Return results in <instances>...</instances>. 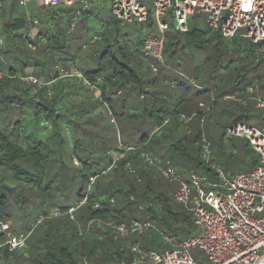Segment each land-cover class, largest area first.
Instances as JSON below:
<instances>
[{
  "label": "trees",
  "instance_id": "1",
  "mask_svg": "<svg viewBox=\"0 0 264 264\" xmlns=\"http://www.w3.org/2000/svg\"><path fill=\"white\" fill-rule=\"evenodd\" d=\"M11 1L4 0L2 4H10ZM77 3L78 1L71 6L58 5L53 8L40 6L41 14L47 17L45 22L50 19L54 21L53 25L49 24L39 29L35 39L22 38L21 34L14 35L15 38L19 37L22 40L23 52L26 54V59L22 62L24 67L20 72L13 66L6 70L0 66V71L7 74L0 80L2 108L13 107L18 111L22 106L28 108L35 106L33 113L35 119L50 120V112L66 87L65 84H60L54 90L53 96L49 87L60 80L77 78L83 84L84 80L87 81V85L99 93L98 97L106 104L111 119H114L115 124H119V140H115V146L110 138L100 136V148L103 153L100 157L92 158L88 155L84 159L76 158L79 166L73 164L78 168L71 177L69 176L70 183L76 186V189L70 187L72 190H68L65 201L53 202L50 196L44 200L48 201L50 208L55 207L66 213L70 207L75 206L86 196V203L75 210L76 218L81 223L91 219L112 220L126 224L132 220L150 221L157 231L177 241L197 234L192 213L173 199L175 184L163 180L155 168L148 167L141 160L140 153L146 151L153 155L161 154L182 174L192 172L218 181L217 173L200 157L203 136V125L200 121L204 119L205 125L210 119L218 118L219 121L228 119V124L221 123V134L214 140L213 146L206 135L213 155L211 162L219 154L236 150L233 139L226 135L227 129L236 124L250 127L241 123L243 119L256 117L260 130L264 131V107H257L256 101L250 98L249 94L251 91L256 92L258 99L264 102V51L259 44L252 43L248 39L237 37L225 39L209 28L200 30L188 26V30L184 33L174 31L169 36L164 33L162 58L165 62L160 64L162 66L172 64L179 69L182 66L181 62L184 63L183 57L186 56L181 53L184 48L192 51L191 55L194 52L208 51V56L203 62L192 66L188 71L193 78L195 84L193 85L187 80L176 77L173 80L171 75L162 76L159 69L153 72L149 61L141 51L145 38L132 40L123 36L119 32V26L125 25H121L114 18L115 20L108 22L105 30L98 34L99 37L101 36L100 40L92 37L95 38L94 41L98 46L87 50V56L94 64L90 65L83 59L82 62H75L76 55L69 52L70 45L67 43L66 33L58 28L56 20L63 12L74 11L68 9L64 11L65 7L74 9ZM1 16L5 17L6 12L3 11ZM34 21H29V24L33 25ZM139 24L149 25L148 20ZM26 27L23 19L15 18L9 21L6 30L25 29L26 31L29 29ZM88 42L89 40L84 42L85 45H88ZM3 46L4 41L0 51ZM83 46L81 44L77 52L82 51ZM12 48L14 49L15 46L8 48L9 53H12ZM30 48L37 52L30 55L32 53ZM60 53H63L62 56H67V59L62 58ZM142 60L148 63L146 71L142 69ZM73 64L78 66L76 71L82 78L61 77L60 71H71L70 65ZM26 65L32 68L27 71ZM147 74H149L148 78H143ZM27 76L41 78L45 82H50V85L32 94L29 85L18 79ZM179 77L182 76L178 75ZM167 79L174 82V89L169 93L171 98H175L173 102H168L161 94V87L156 88L159 80ZM192 89L194 92H191ZM163 92L168 90L163 89ZM187 94L189 97H184ZM190 100L195 101L194 111L189 109ZM200 101L208 106L204 114L198 106ZM27 102L29 104H26ZM13 103L19 109L12 106ZM127 105L138 109L139 113L128 114L129 112L125 111ZM2 108H0L1 112ZM192 112L195 116L188 121L189 123L180 119L185 116L184 114L191 116ZM121 117L123 119L119 121ZM131 118H135L136 124L130 120ZM4 120L6 121L4 123L7 126L11 125L12 128L9 130L6 128L4 131L7 130V133L0 131V166L9 167L11 176L26 184L24 187H28V183L33 185L29 186L31 190L39 187L43 180V155L34 147L23 146L17 140L22 128L21 120L13 123L5 117ZM182 126L185 129H180ZM45 128L48 129L46 126ZM241 140L244 141L242 149L249 159V171H251L257 167L259 156L246 138L242 137ZM37 143L42 144V142ZM128 147L133 149L127 150ZM112 151L119 155L114 166H111L114 160L111 156ZM161 156L159 157L162 158ZM46 168L50 169V165ZM159 177L162 180H159ZM48 178L50 173L47 174ZM91 178H94L92 183ZM11 191L15 192L13 189ZM35 197L38 199L37 196ZM5 198L6 196H2L3 200H0V223L6 221L4 216H8L4 212ZM33 200L35 202L34 198ZM70 200L73 201L72 204L69 203ZM95 203H98L97 208L94 207ZM62 218L71 222L66 216L45 218L34 228H40L39 233L36 234L38 237H34V242L39 243V246H33L31 238L34 234L28 232L26 249L7 253L0 248V261L3 259L9 261L17 252L21 253L18 258H24L33 264H78L76 260H89L93 264H105L107 261L111 264H119L129 258V246L138 242L137 237L144 236V234L134 235L123 240H113L108 236L105 228L94 224L95 227L89 235L78 239L76 225L74 224V231L70 235L67 226L59 221ZM11 228L9 226V229ZM4 235L6 237V233L0 232V239H3ZM29 241L32 244L31 248Z\"/></svg>",
  "mask_w": 264,
  "mask_h": 264
},
{
  "label": "rangeland",
  "instance_id": "2",
  "mask_svg": "<svg viewBox=\"0 0 264 264\" xmlns=\"http://www.w3.org/2000/svg\"><path fill=\"white\" fill-rule=\"evenodd\" d=\"M142 1L145 2L147 6V10L149 13V25L142 26L140 24L132 23L126 24L125 26H119V32L123 36H127L128 39L139 40L144 39L148 36H158L159 34L154 13L155 9L153 0ZM85 2L87 3V5L85 4ZM1 5L2 9H0V37L4 41V46L0 51V66L3 70H6L7 68L13 66L18 72H20L21 68L24 67L22 62L25 61L26 54L25 52H23L24 45L22 40L19 37L15 38L14 35L21 34L22 38L26 37L25 39H27L28 37V39H35L38 35L39 29L49 24L50 26H52L54 21L48 19L45 22V19L47 17L41 14L42 10L38 3V0H28L25 4H22L20 0H12L10 4L1 3ZM66 9L74 11L63 12L61 15H59V19L56 20V22L58 23V28L62 29L66 33L65 37L67 39V43L70 45L69 52L76 55L75 62H82L83 59L86 62H89L90 65H92L94 64V62L87 56V50H90L91 48L93 49L94 47L98 46L96 45V41H94L95 38L92 37H96L98 40H100L101 36H98L100 31H102L103 29L105 30V25L108 22L115 20L110 11V0H78V3L74 6V9L65 7L64 11H66ZM3 11L6 12L5 17L1 16ZM15 18L23 19L25 25L27 26L26 28L29 29L26 31L25 29H19L17 31L6 30V25L11 19ZM31 20H35L33 25L29 24V21ZM163 20L168 25V29L165 31V35L169 36L173 34L175 31L174 22L172 16L170 15V12L167 13V16ZM188 26L195 27L200 30H206L208 28L207 15L200 11H195L194 14L189 17ZM243 32L245 31H239V33ZM87 40H89L88 45H85L84 42H86ZM81 44H83L85 47L83 46L82 51L79 50L80 52H77ZM12 46H15V48H12V53H9L8 48H11ZM31 51L32 53H30V55H34V53L37 52V50L33 49H31ZM191 52L192 51H189L188 48L183 49L181 53H184L187 56L183 57L184 63L186 62L187 64L182 63V61L180 64L182 66H180L179 69L172 64H168L166 67L160 65L164 64V59L162 63L156 62L155 60L149 58H147L146 60L149 61V65L150 63L154 64L157 69L161 71L162 76L166 77L168 75H171V79L173 80L176 77L177 79L185 81L187 80L190 82L193 78L188 71L192 66L201 64L203 60L208 56L207 50L194 52L192 55ZM62 55L63 53H60V56ZM62 58L67 59V56H62ZM142 61V69L143 71H146L148 63L145 62V60ZM70 66L72 68L71 70H78V66H76L75 64ZM25 68L28 71L32 68V66L29 67L28 65H26ZM3 73L6 74V72ZM178 75L182 77L178 78ZM148 76L149 74L144 75L143 78H148ZM1 79L2 77H0V80ZM38 79H40L42 82H45V80L41 78ZM171 79H167L165 81L159 80V83L156 87L162 88L161 94L167 99L168 102H173L175 100V98H171V94H169L171 89H174V82H172ZM80 81L81 80L77 78H69L60 80L58 83H55L53 86L49 87L52 96L54 95V90H56L60 86V84H65L66 87L60 94L56 104H54L52 112H50V120L35 119V116L33 114L35 106L33 108L22 106L19 109V107L15 103H13L12 106H16L19 109L18 111H16L13 107L8 109H5L4 107L2 108L0 104V108H2V112L0 111V131L5 132L4 130L6 128L7 130L12 128L11 125L7 126L6 123H4L6 122L4 120V117L7 120H12V123L21 120L20 123L22 125V128L19 132V137L17 140L21 142L23 146L34 147V149H37L44 158L43 180L39 184V187H35L32 190L29 188L32 183H28V187H24L26 184L14 179L11 176V170L9 167L2 165L0 166V200H3L2 196H6L4 212L8 214V216H4L6 221L2 222L10 225V228H12L9 229L8 232L15 235L33 232L34 236L31 238L33 246H39V243L36 244L34 242V237H38L36 236V234L39 233L40 228H34H36L40 221L45 218L50 219L57 218L59 216H66L70 219V216L65 215L66 213H63L58 208H50L48 205V201L44 199H47L50 196V199H52L53 202H64L66 199L65 197L68 194V190L70 191L72 189H76V186H73L69 180L73 173L77 171L78 167L75 166H79V162L76 158L84 159V157H87L88 155L92 158L93 156L95 158L100 157L103 154L100 148V136L110 138L114 142V146L116 145L115 140H119V124H115L116 122H113L114 119H111V114L107 112L108 110L106 104L103 103L98 97L99 93L95 89L88 86L84 81L83 82L85 85ZM163 89L168 90V92H163ZM191 92H194V89H192ZM255 93L256 92L251 91L249 93L250 98H253V100L256 101L255 103L257 107H262L261 103L264 102L260 101ZM142 96L143 95H141L140 98H142ZM184 97H189V94L185 95ZM13 101L15 102L16 100ZM202 102L203 101H200V103H198V106L202 109V112L204 111V114L208 106L206 103ZM189 103V109H192V111H194L193 107L195 101L190 100ZM26 104L29 103L27 102ZM125 111H128V114L139 113L138 109L131 107V105H127ZM184 115L185 117H188L186 114ZM122 119L123 118L121 117L119 121H121ZM180 119L183 120V118ZM130 120L133 123L136 122L135 118H131ZM227 120L228 119L222 121L220 119L219 121L218 118H214L206 122L205 125L204 119L203 121H200L201 125H203L202 134L208 143L209 149L210 143L206 139V135L213 146L214 140L217 139L221 134V123L222 125L226 124L228 122ZM241 123L250 127L260 129L258 125V119L256 117H248L246 119H243ZM48 124L50 125V129L45 128V126L47 127ZM180 129L183 130L185 128L182 126V128ZM7 130L5 133H7ZM226 135L227 137L229 136L233 139L232 142L236 144V150H234V152H226L225 154L221 155L219 154V156L214 157L215 160L212 162L211 159L213 160V155L211 153L208 165L213 166V170L215 172L216 169H218L224 176H229L230 174L232 175L236 173H248L250 170L249 159L246 157L242 149V145L244 143V141L241 140L242 137L232 136L231 134H229V132H227ZM37 142H42V144H39ZM111 156L114 159L112 161V164L114 166L116 164V161L118 160L117 157H119V155L116 154L115 151H112ZM158 156H161V154H159ZM162 158L165 159V157ZM75 161L77 162V164L75 163ZM47 165H50V169L46 168ZM151 168H155V170L159 172L156 167ZM48 173H50V178L47 179ZM182 175L186 177L188 174ZM161 177H159V180H162ZM205 178L211 182V186L208 188H202L204 192L212 189L223 191L222 187H220L219 185L220 179L218 175V181L213 179L212 177L205 176ZM70 187H72V189H70ZM12 189L15 190L14 193L11 191ZM174 193L175 189L173 190L172 195H174ZM35 196H37L38 199H36ZM33 198L35 199V202ZM69 203L72 204L73 201L70 200ZM58 213L60 214L56 216L55 214ZM76 214L77 212L73 213V216L75 217L74 220L70 219L71 222H68L63 218L59 221L67 226L68 230L70 231V235L71 233H73L74 227L76 225L77 238L83 239L90 233L81 238L78 235V228L81 227V229H84L87 221L81 223L77 220ZM95 224H97L98 227H103L98 223ZM94 227L95 225H93V228ZM90 232H92V230ZM163 234L164 233L161 231L151 229L146 234H144V236L137 237V243H139L145 249L154 250L157 252L172 250L174 247H171L164 242ZM5 238L6 237L4 235V238L0 239V243L3 242ZM31 241H29L30 248L32 247V244H30ZM181 241L182 240L178 242ZM188 253L190 257L198 264H211L209 257L199 247L190 248ZM20 254L21 253L16 252L13 258L10 259L11 261H6L3 259L0 261V264H33L30 261L25 260L24 258H18ZM76 262L78 264H93L92 261L89 260H76ZM105 264L111 263L107 261Z\"/></svg>",
  "mask_w": 264,
  "mask_h": 264
},
{
  "label": "built area",
  "instance_id": "3",
  "mask_svg": "<svg viewBox=\"0 0 264 264\" xmlns=\"http://www.w3.org/2000/svg\"><path fill=\"white\" fill-rule=\"evenodd\" d=\"M4 0H0L1 3ZM28 0H20L25 4ZM78 0H38L40 6L53 8L58 5L71 6ZM87 5V3L85 2ZM158 36L145 38L142 54L145 58L162 63L164 33L168 29L163 20L167 13L173 18L174 30L184 33L188 30V20L195 11L207 15L208 28L218 32L225 39L243 38L259 44L264 51V0H153ZM112 16L121 24L144 23L149 18L146 3L142 0H110ZM240 30L245 32L239 33ZM3 39L0 37V47ZM153 72L157 71L150 64ZM61 77H78L75 70L60 71ZM7 76L0 71V77ZM9 78H13L9 76ZM30 87L34 94L39 89L50 85L33 76L18 77ZM86 84L87 81L84 80ZM193 85L194 82L190 81ZM50 97V92H48ZM264 107V103H261ZM195 114L185 117L190 121ZM203 121V119L201 120ZM50 129V125H47ZM232 136L244 137L251 148L258 154V165L248 173H236L224 176L218 169L220 187L203 191L211 186L205 177L190 172L186 177L171 165L150 152H141V160L151 167H156L163 179L175 184L173 199L192 213L198 233L178 242L175 238L163 234L164 242L174 247L172 250L157 252L143 248L139 243L129 246V258L119 264H198L189 255L190 248L199 247L209 257L211 264H264V131L236 124L227 129ZM133 148L128 147L127 150ZM200 157L209 164L211 151L202 136ZM117 160V159H116ZM77 164V162L75 161ZM113 166V164L111 165ZM129 168V166H127ZM214 168L213 166H210ZM130 170V169H129ZM94 178H91V183ZM88 186V191L91 186ZM87 191V192H88ZM87 201L84 196L66 214L74 220L73 213ZM98 207V203L94 204ZM55 214L56 216L59 215ZM98 223L105 228L113 240H123L134 235H143L155 226L150 221L132 220L129 224L112 220L91 219L85 228H78V235L83 238ZM8 224L0 223V232L6 233V240L0 244L4 252L12 253L26 248L29 234L15 235L8 232Z\"/></svg>",
  "mask_w": 264,
  "mask_h": 264
},
{
  "label": "crops",
  "instance_id": "4",
  "mask_svg": "<svg viewBox=\"0 0 264 264\" xmlns=\"http://www.w3.org/2000/svg\"><path fill=\"white\" fill-rule=\"evenodd\" d=\"M158 156V155H157Z\"/></svg>",
  "mask_w": 264,
  "mask_h": 264
}]
</instances>
